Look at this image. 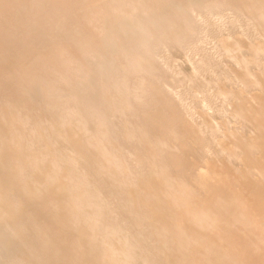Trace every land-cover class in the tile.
<instances>
[{
  "label": "bare ground",
  "instance_id": "1",
  "mask_svg": "<svg viewBox=\"0 0 264 264\" xmlns=\"http://www.w3.org/2000/svg\"><path fill=\"white\" fill-rule=\"evenodd\" d=\"M178 60L233 83L194 107ZM176 120L195 186L147 128ZM0 264H264V0H0Z\"/></svg>",
  "mask_w": 264,
  "mask_h": 264
},
{
  "label": "rangeland",
  "instance_id": "2",
  "mask_svg": "<svg viewBox=\"0 0 264 264\" xmlns=\"http://www.w3.org/2000/svg\"><path fill=\"white\" fill-rule=\"evenodd\" d=\"M226 29L228 31L225 30V28H223V27L220 31H215L212 34V37L210 36V39L212 38V40H210L209 38H206V40H204L206 42L205 43L203 42V44L210 46L209 45L210 43L213 44L215 42V39L219 38L223 34L224 35L227 34V32L229 35H235L238 33V30L236 29V27H233V28L231 27V28H226ZM248 39L250 42H253L255 40V38L253 36H248ZM244 49L245 48L241 49V55L244 57L245 62L248 66L252 63V56L250 55V53L248 51H245ZM230 59H231V57L229 55L223 53L222 51L219 50L216 52V59L215 60L222 61L224 64H226V63L228 64V62L232 63V59L231 60ZM159 65L163 70L168 72L167 69L164 67V65L161 62ZM208 65H209L208 71L205 73H201L202 74L201 75L199 72L197 73V71L194 70L190 65L178 60L177 71H175L173 73L170 72L171 77H176L175 73H177V72H181L183 74L190 75L193 77L191 83H189V85H188L189 91H187L185 93V96L188 99L192 98L191 102H192V105L194 107H196L198 105H204L203 102H201V101L197 102L195 100L196 99L195 94H199V91H198L199 83L205 82L206 85H208L210 87L213 86V84H211L212 82H215L216 84H224L225 83L228 86L233 83L232 75L222 65L221 66L215 65L214 63H212V60ZM250 66H251V69L256 70V71L259 68H261V66H257L254 63ZM238 88L241 89L239 86H238ZM226 99H228V100H226ZM237 99H238V96L236 94L231 95L230 97H227L225 99H222L221 96H219V95H212L210 100L208 101V105H207L208 107L206 106V110L209 113L211 112L210 115L213 119H216L219 116V114H217V112L220 113V111L217 108L219 104L221 105V104H223L222 102H225V101L227 103H230V102L237 100ZM173 102L176 103L177 106H179V103L175 99H173ZM211 106H213V107H211ZM209 108L212 110L210 111ZM140 110H141V113H145V114L149 113V110L147 108H140ZM178 112H180V110H178ZM156 114L157 113L154 114V118L158 120L160 113H159V115L158 114L156 115ZM161 114L165 115V111L163 110V108H161ZM179 117H180V115H179ZM228 119H229V117L225 116L223 118L224 122H222V123L224 124L226 122L225 124L228 125L229 124V123L227 124ZM231 120L232 119L230 118L228 122L231 123L232 122ZM233 122H234L233 123L234 126L236 127V129L241 134L249 133L250 127L245 122H242L238 118L234 119ZM147 128L150 131H152L154 133V135H156L158 137V139H160L161 141L167 142L170 145V149H169L170 152L179 154L184 159L189 160V161H194L197 163V168L193 171L189 170L187 168H179V169L171 168L170 169L171 173L174 174L176 177L182 178L188 184L195 186V184H196L195 183V177H196L197 170L206 167L209 164L210 159L208 157H202L201 159L196 158L195 154L191 150V148H192L191 138L188 136V134L185 131H183L182 127L179 124V121L176 120V121H174V123H169V122L167 123L166 122L162 125V127L154 128V129H152V127L147 125ZM184 146H186V147H184ZM212 150L214 151V147L212 148ZM231 165L233 168L236 169L238 163L236 160H234V161H232ZM196 186H197V188L199 187L198 185H196ZM196 194H198V189H196Z\"/></svg>",
  "mask_w": 264,
  "mask_h": 264
}]
</instances>
